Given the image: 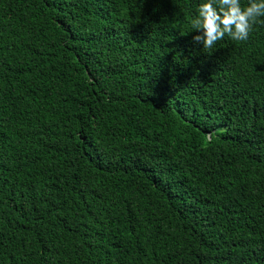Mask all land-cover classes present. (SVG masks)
<instances>
[{
	"label": "trees",
	"instance_id": "16d2710c",
	"mask_svg": "<svg viewBox=\"0 0 264 264\" xmlns=\"http://www.w3.org/2000/svg\"><path fill=\"white\" fill-rule=\"evenodd\" d=\"M201 2L0 0V264H264V22Z\"/></svg>",
	"mask_w": 264,
	"mask_h": 264
},
{
	"label": "clouds",
	"instance_id": "9594fccd",
	"mask_svg": "<svg viewBox=\"0 0 264 264\" xmlns=\"http://www.w3.org/2000/svg\"><path fill=\"white\" fill-rule=\"evenodd\" d=\"M264 0H202L190 21L191 29L200 30L194 37L202 42L203 50H211L225 36L235 41H246L253 26L264 22ZM187 34V33H186Z\"/></svg>",
	"mask_w": 264,
	"mask_h": 264
}]
</instances>
